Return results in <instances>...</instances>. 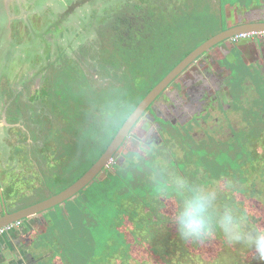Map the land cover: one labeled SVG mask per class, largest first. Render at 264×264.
Returning <instances> with one entry per match:
<instances>
[{
	"label": "trees",
	"instance_id": "trees-1",
	"mask_svg": "<svg viewBox=\"0 0 264 264\" xmlns=\"http://www.w3.org/2000/svg\"><path fill=\"white\" fill-rule=\"evenodd\" d=\"M105 7L106 5H103L100 11L92 8L88 16V18L90 17L89 20H94L93 25L97 26V31L99 30L94 40L100 41V50L95 53L94 48L86 47L84 48L87 50L86 53L84 55L81 53V57L85 56L86 64H90L91 67L99 63L102 73L101 82L94 78H87L83 69H79L76 65L74 68H60L59 71L67 73V75L59 79L54 78L53 80L57 84L56 88H59L58 98L65 100V106H68V110H66L67 116L60 118L65 121L61 123L60 119L57 120V115H54L53 118L47 115V112L43 114V111H39L36 125L32 122L29 123V119L27 121L31 127H36L41 137L39 143L34 145L36 141L33 140L30 130L29 132L27 131L28 135L22 132L25 138L30 140L29 143L22 142L18 144L23 153H26L27 156H32L37 161L36 165L39 171L37 173H40L45 178L48 176V180L50 176L55 186H61L57 192H52L51 194H56L71 185L72 182L81 177L83 171L72 177L67 175H49L48 172L50 170L47 166L41 165V156L39 154L51 151L62 153L64 146L69 145L71 149L75 148L73 157L78 160L81 149L79 147L81 145L79 141L74 140L91 134V130L97 131L102 127L101 124L103 122L106 123L104 119L110 115V109H115L116 112L122 109L119 113L122 120L118 124L110 125L113 133L110 134L107 141L103 144L106 148L121 126L122 121L125 120L127 115L131 113L132 109L146 96L152 87L160 81L145 85L147 80L152 78L151 73L160 63L155 62L157 60L154 61L152 54H145L142 46L135 49L127 47L129 42L123 35L125 18L119 17L114 22L113 17L116 15L112 13L115 11L110 10L109 5H107V9ZM91 34L93 35V32ZM87 37L89 40L92 39L89 35ZM89 55L95 62L88 63ZM97 58L99 59L97 60ZM43 81L47 89L48 85L46 86L45 80ZM29 82L31 88L35 87L32 84V80H29ZM14 87L10 85L9 92L0 93L1 102L10 104L12 108L22 103L29 105L32 92L27 95L22 92L23 100H20ZM34 99L38 100L37 102L42 101ZM97 111L100 112L99 116H97ZM59 112H62V106H60ZM59 112L57 113L61 116L62 114H59ZM115 116L117 120H120L116 113ZM79 119L90 121L92 125H86L85 133L70 134V139L66 141V138L61 136V132L63 135V132L67 133L69 129L71 131L79 129L80 126L77 123ZM96 123L98 125H95ZM50 126H52V129ZM94 127L96 128L94 129ZM263 131L264 123L260 120L256 126L247 128L244 139L249 141L247 142L249 146H254V144L260 142V134H263ZM49 133L52 134L51 139L55 142L48 140ZM55 133H58V136ZM181 139V158L173 153L169 156V159L161 156L157 158L156 155L147 152L143 153V155L141 153V156L138 153L136 155L133 152L129 153L131 155L128 154L124 160H121V164L115 166L113 173H108L105 178L91 184L92 186L96 184V187H93L90 192L100 191L98 202L89 204L76 198L72 201H66L68 203L65 202L64 206L60 208L63 210L66 209L67 205L70 206L71 211L67 209L66 211L72 212V215L69 214L73 219L71 227L63 230L57 229L56 216L48 213L50 226L48 228L49 231L45 235H48L53 242L55 253L53 259H56V264H264V260H260L252 249L245 246L243 247L247 250L248 260L243 262L242 257L227 245L224 233L219 230L215 234L218 235V241L222 242L223 247L217 254L206 261L198 263L196 257L202 256L199 251L200 242L189 243L180 239L174 223L177 211L183 206L184 197L191 195L188 189L202 187L216 191L214 210L217 216L223 212L225 207H229L235 212L236 209L239 210L236 212L237 215L246 217L250 223H254L257 213L253 211L259 212L261 208L263 211L264 206L255 205L249 212L246 209L242 210L237 207V196L239 193H243L245 189H248L249 185L245 184L243 188L239 189L232 187L233 190L222 189L224 187L221 185V181L231 176L236 178L235 181H237L233 185L245 183L248 180L251 186L257 187V183L253 179L255 177L254 170L247 174V171H244L243 174H237L236 176L230 175L228 171L242 169L244 164L250 162L249 155L258 157L262 153L257 150L252 152L243 147V152L240 151V153L213 151V154H211L209 150L212 149V143L201 146V144H194L188 136H182ZM231 142L235 143V140ZM231 142L229 141L228 143ZM236 144L238 148L242 147L240 143ZM241 144L244 145L246 142L241 140ZM171 145H174V143H171ZM165 146L163 145L162 148H165ZM16 149V146H13L12 151L16 153ZM245 155L246 157L242 159ZM27 156H25L24 162L29 163L30 160ZM11 160L14 165H8L7 169L10 173L7 170L6 181L16 180L18 177V175L14 174L16 169H18L15 166V159L12 157ZM202 162H207L210 165H204ZM230 162H232L233 167L230 166ZM190 163H192L193 167H191ZM146 165L147 169L153 168L157 171L155 172L156 175H154L153 189L143 188L144 184L148 186L152 181L151 174L144 173ZM131 167L136 168V173H133L132 177L138 178L142 176V171L143 177H145L135 187H133L134 179H129L127 174L125 178L124 174L120 173L129 171ZM179 168L182 170H179ZM119 170L120 172H118ZM21 176L31 178L29 172L27 176ZM157 176L161 180L164 179V186L171 182L175 187V193L180 194V196L175 194L171 196L173 198L171 200V198H166L165 193L167 192H156L154 189L157 185ZM241 178H243V181H239ZM55 179H58L57 182H55ZM177 181H183L185 188L178 191L179 184ZM217 181L219 182L218 185L216 184ZM15 184L16 189L7 190V194L14 193V190L16 192H24L23 194L33 192L31 188L22 191L23 188L20 184L18 182ZM11 185L13 186V183ZM87 188L89 189L90 186ZM239 190L242 191L240 192ZM252 193L255 194L256 190L253 189ZM84 203L90 205V211H84L82 207ZM100 204L103 205L100 208L97 207ZM24 207L18 206L13 208L12 211H17ZM161 208L165 211V218L159 213ZM95 209H97V214H95ZM169 212L173 214L170 216ZM247 212L251 215H248ZM226 255L227 257L225 258ZM229 256L231 258H228ZM39 264L54 263L49 259L48 261H41Z\"/></svg>",
	"mask_w": 264,
	"mask_h": 264
},
{
	"label": "flooded vegetation",
	"instance_id": "flooded-vegetation-1",
	"mask_svg": "<svg viewBox=\"0 0 264 264\" xmlns=\"http://www.w3.org/2000/svg\"><path fill=\"white\" fill-rule=\"evenodd\" d=\"M12 1L16 2L17 0ZM103 1L105 5H109L110 10L115 11L112 13L113 15H116L113 17L114 22H116L119 17L125 18V30H123V35L129 42L127 47L135 49L143 46V48L147 49L146 54H152L151 56L154 61L157 60L155 62L158 63H160L159 58L164 55L165 50L173 49V46L170 44V41H174L176 36V31L173 27L182 28L180 25V22L182 21H177L176 15L178 13L179 15H182L181 11H183L185 15H189L190 10L193 11V14H198L195 8L197 0ZM181 2L183 3L182 6ZM87 3L88 0H78L77 4H70L67 7L68 11L61 16V18L68 20L69 24L72 21H78V24L80 25L79 29L77 28L73 32L71 24L70 27L59 24L47 25V35L51 37V40L42 42L45 43L42 51L37 50V40L31 41V60H29L28 66H31L30 71H32L29 75L31 76V80L34 76L42 78V84L39 88H31L32 93L30 95V105H35L38 101L34 98L40 99L39 101L42 100L41 102H49L50 91H47L45 88L43 80H45L47 86L50 80L54 79L52 75H59V78L66 76L67 73L60 72V68H74L76 65L79 69H83L87 78H94L101 82L102 73L100 71L99 63L95 64L94 67H91L90 64H86L85 56L83 58L81 57V53L83 55L86 53L87 50L84 49L86 47L94 48L95 53L100 50V41L96 39L94 40V38H96V33L99 32V30L97 31V26L85 23L87 15L83 20H81V15L76 16L75 11L80 7L85 10L86 13L90 11V8L88 7L89 4L84 8ZM73 5L78 7L72 11ZM18 7L19 6L16 3L12 6L14 9L17 8L16 11L19 12ZM170 8L174 11L170 10ZM13 13L15 12H11L10 10L7 11V15ZM225 16L228 17V20L232 23L227 29L241 25L246 26V28H254V24H264V0H256V2L250 3L247 7L235 6L227 8ZM13 17H16L15 14ZM170 18L176 19L175 25H171L168 22ZM22 26L26 28L29 27L30 31H33L34 25L32 24L25 23ZM206 26L207 24L202 25L200 29ZM49 28L52 29L51 32H49ZM171 30H174V33L168 36V31ZM69 32L72 33L71 38L67 39L66 34ZM91 32H93V35ZM87 35L91 36L92 39L89 40ZM239 40L236 42H232L230 39L224 40L210 47L190 62L188 66L159 93L132 126L128 136L112 156V160L108 166L101 171H105V177L108 173H113L115 166L121 164V160H124L129 153L133 152L135 155L138 153L141 156V153L143 155V153L147 152L156 155L157 158L161 156L165 159H169V156L173 153L175 156L179 155V158H181L180 141L182 140V136H188L194 144H201V146L203 144L209 145L213 140H216L217 142H229L232 139L233 141L237 134L244 138L246 136L245 133L247 128L257 125V117L264 112V105L260 108H256L255 101L257 100L253 102H247V100H245L244 92L247 87L245 85L246 77L243 80L244 76L241 67H239V71L242 74H236L235 76L237 78V82L235 83L236 98L233 97L231 98V101L228 102V99L231 96L229 94V84L226 81L230 76V68L234 67V64L231 62L237 54L240 57V53L232 55L226 47H231L233 43H238ZM166 42H168L169 45L166 44ZM63 43H65V45H63ZM230 43L232 44L230 45ZM197 46L200 45H195L193 49ZM249 49H253V47H249ZM192 51L193 50L187 52L182 59L176 63V66ZM88 59V63L95 62L91 59L90 55ZM98 59L99 58H97V60ZM234 61L236 65L241 63L238 62L237 59ZM164 77H161L159 80H162ZM253 85L255 86L254 82ZM16 90L19 99L23 100L22 94L25 93V89L17 87ZM262 91V96L259 98V101L261 104H264V86H262ZM4 104L5 103L0 102V129L3 131H14L13 133L17 134L14 143L18 147V144L22 142L29 143L30 140L23 135V133H26L27 135L28 133L23 126L21 116L17 110V107L22 104L13 106L15 110L10 104ZM57 106L58 104H53L52 115H57L59 117L60 115L57 113L59 112V107ZM134 109L135 108H133L132 111ZM13 110L16 111L14 115L11 113ZM66 110H68V106H62V112H59V114L67 116ZM30 111H32L33 115L34 112L32 108ZM96 113L97 116L100 115V112L97 111ZM115 113V109H110V115H115ZM246 113H253L254 117L248 119ZM129 115H127V117ZM60 121L63 123L65 120L60 119ZM261 122L264 123V120H261ZM77 123L80 128L72 131L69 129L70 131L68 130V134L85 133L86 125H92L90 121L85 119L79 120ZM246 123L249 124L246 125ZM95 125L98 124L96 123ZM50 127L52 129V126ZM95 128L96 127H94V129ZM67 133L63 132V138ZM57 134L58 133H55L56 136H58ZM5 136L6 135L3 134V137ZM260 136L261 140L264 137V133L260 134ZM10 139L11 137H6V141H9ZM171 143H174V145H171ZM163 145H166L165 148H162ZM12 149L13 146L10 148L9 146L7 147L9 152L8 160L4 163H2V160L0 162L2 178L0 186L1 184L4 185V190L0 189V217L3 216L6 207H10L12 210L13 208L20 206L17 205L18 199L27 195L23 194L24 192H16L15 190L14 193L7 194V190L11 191L12 189H16L9 184H15L16 181L23 189L30 188L29 184L31 185L33 183H35V187H40L39 179L36 180L37 178L34 176L35 171L39 172L35 158L27 156L26 153L21 151V148L20 150L16 149V153H14ZM122 149H125V152L118 157V153ZM39 155L41 156V165L47 166L48 168L60 164L62 160L65 159V156L57 151L40 153ZM25 156L30 160L29 163L24 162ZM12 157L15 159L16 165L19 166L14 173L15 175H18V177L16 180L10 179L11 181H6L5 176L8 175L9 171L7 167L8 165L13 164V161L11 160ZM49 170L51 171L50 168ZM28 172L30 173L31 178L21 176H27ZM39 176H41L40 173ZM97 176L92 182L101 180H96ZM57 180L58 179H55V182H57ZM35 181H38V185ZM39 189L40 188H37V190ZM51 195L48 194L46 198ZM75 198L76 196H73L69 200L72 201ZM64 203L58 206L62 205L61 207H63ZM52 209L38 213L30 218L20 220L18 221L17 226L13 227L11 230L3 231L0 234V264H39L41 261H48L49 259L56 264V259H53L55 254L53 246H40V244H38L39 237H37L40 233L43 235L47 232L50 226L48 213ZM50 243H53L52 240Z\"/></svg>",
	"mask_w": 264,
	"mask_h": 264
},
{
	"label": "rangeland",
	"instance_id": "rangeland-1",
	"mask_svg": "<svg viewBox=\"0 0 264 264\" xmlns=\"http://www.w3.org/2000/svg\"><path fill=\"white\" fill-rule=\"evenodd\" d=\"M77 2H78V0H17L16 2H13L12 0H0V93L5 94V91L9 92L10 85H12L14 87V83H15L16 86L14 88H17V87L24 88L25 94L26 95L30 94L31 84H30L29 80H31V76L29 75V73L32 70L30 71L31 66L30 65L28 66V63H29V60H31V57H30L31 51H32L31 41L37 40V44H38L37 50L42 51L44 49V45H45V43H42V42H46L47 40H51V37L49 35H47V33H48L47 32L48 27H46L47 25L59 24V25H63V26L66 25V26L70 27V24H71L73 32L77 28L79 29L80 25L78 24V21H72L69 24L68 20L61 18V16H63L68 11L67 7L70 4H77ZM253 2H256V0H197V3L195 4V8H196L198 14H196V13L193 14V11H191V10L189 11V15L188 14L185 15L183 13V11H181L182 15H179V13H178L176 15L177 16L176 18H177V21H179V22L182 21V22H180V25L182 26V28H176L175 26L173 27V29L176 31V36H175L174 41H170V44L173 46V49L164 51V55L159 58V62H160L159 67H156L154 69V71L151 73L152 78L151 79L149 78L145 85L154 84L161 77H164L165 75L170 73V71L176 66V63H178L187 52H190L191 50L194 51L198 48V46H197L195 49H193L195 47V45L204 44L207 42V40H208L207 38L210 39V38L214 37L215 35L221 33L222 31L227 30V28L229 26H231V24H232L228 20V17L225 16L227 8L235 7V6L247 7L250 3H253ZM15 3L19 6L18 7L19 12L16 11L17 8L16 9L12 8V6H14ZM182 4L183 3L181 2V6H182ZM87 5L90 8V10H92V8H94V9H97L100 11L101 7L103 5H105V3L103 0H88V3L85 5L84 8H86ZM76 7H78V6L73 5L72 11ZM105 8L107 9V5ZM8 10H10L11 12H15V13L7 15ZM170 10L174 11L171 8H170ZM75 12H76V16H79V15L82 16L81 20H83L85 18V16L87 15L85 23L86 24L88 23V25H93L94 20H89L90 17L88 18V15H90V11L88 13H86V11L80 7ZM14 14L16 16L15 18L13 17ZM228 21H229V23H228ZM168 22L171 25H175L176 19L170 18L168 20ZM25 23L34 25L33 31H30L29 27H27V28L23 27L22 25ZM205 24H207V26L200 29L201 26L205 25ZM174 30L168 31V36L170 34H173ZM51 31H52V29L49 28V32H51ZM197 32H198V34H197ZM71 34L72 33H70V32L67 33L66 38L70 39ZM166 44H168V42H166ZM63 45H65V43H63ZM142 48H143V46H142ZM146 50H147L146 48H143V52L145 54H146ZM238 57H239V55L237 54L235 56L234 60L237 59V61L239 62L241 60L239 59L240 57L239 58ZM234 60L231 62L232 64L235 63ZM236 74H238V73L233 71L231 76L235 77ZM47 76H51V75H47ZM52 77H54L55 79H59V75H52ZM41 79L42 78H37L36 76H34V78L32 79V84L35 86V88L41 87V84H42ZM230 84L232 85L233 83L230 82ZM56 86H57V84L53 80H50V82L48 83L47 91H50V98L48 99L49 102H36L35 105H30V104L27 105L26 103H22V105L17 107V110L19 111L22 122L24 123L23 126L25 128L27 127L26 129L28 132L31 130L33 140L36 141V142H34V145L36 143H39L41 137L38 134L36 127H34V128L31 127L29 125V123L32 122V123H35V125H36V119L38 117L37 113L39 111H43V114H45L47 112V115L54 118V116L52 115L53 104H58L57 107H59V108H60V106L64 107L66 105L65 100L58 98L59 88H56ZM143 87H145V86L143 85ZM245 96H246L245 100H247V102H249L252 100V99H249V97H256L257 93L254 91L251 93L246 92ZM230 101H231V97L228 99V102H230ZM235 101H236V99H235ZM260 104H261L260 101L255 102L256 108L257 107L260 108ZM263 105L264 104H261V106H263ZM30 106H32V107H30ZM31 108L33 109V112H34L33 115H32V111H30ZM14 110L11 112L12 115H14L16 113V111H14ZM121 111H122V109H120L116 112V115L120 120H117L116 116L113 114L109 115L104 119V121L106 123L103 122V124H101L102 127H100L99 130H97V131L91 130V132H90L91 134H89L87 136L79 137V138L74 140V141H79L80 145H81V147H79L81 149H80V156H79L78 160H76L73 157V154L75 152V150H74L75 148L71 149L69 145L64 146V150L62 151L61 154H63L65 156V159L62 160V162L60 164L50 166L49 168L51 169V171L48 172L49 175H52V174L54 176L55 175L56 176L67 175V176L72 177L74 175H78L82 171H83L81 173L82 175L86 171H88L92 167V165L99 159V157L102 155V153L106 150L108 145L111 143L110 142L106 146V148L103 145L104 142H106L107 139L109 138L110 134L113 133L110 125L118 124V122H120L122 120L121 115L119 114ZM59 117L61 118L62 115ZM59 117L57 118V120L60 119ZM123 117H124V114H123ZM246 117L248 119L252 118V117H254V114L253 113H250V114L246 113ZM258 118L261 120H264V112L262 113V115L257 117V120H258ZM28 119H29V123H27ZM79 120H81V119H79ZM123 121H122V123H123ZM259 122H260V120H258V123ZM122 123H121V125H122ZM248 124L249 123H246V125H248ZM60 126H61V123H60ZM13 132L14 131H3L2 129H0V162L2 160V163H4L6 160H8V156H9V152L7 150L8 146H9V148L12 146H16L17 150H20V148L17 145H15V143H14L15 138L17 137V134H15ZM3 134H5L6 136L3 137ZM65 135H66L65 136L66 141H68V139H70V134L67 133ZM7 136L9 138L11 137V139L9 141H6ZM51 136H52V134L49 133L48 140H52ZM61 136H62V132H61ZM241 138L242 137L237 134V136L234 137L235 143L231 142L232 139L230 141L231 143L217 142L216 140H213L212 149H210L209 151L211 152V154H213V151L214 152L226 151V152H231V153H240V151L243 152V147H245L252 152L257 150L259 153H262L258 157L249 155L250 162H248L247 164H244L243 168L242 169L240 168L241 171L238 169L228 171V173L230 175L236 176L237 174H239V175L241 173L243 174L244 171H247L246 172V174H247L251 170H254V172H255L254 176L255 177L253 179L256 181L255 183H257V187L251 186V183H248V180L245 183H239L237 185H233L237 181H235L236 178H232L231 176H228V178H224L221 181V185H223V187H224L222 189L228 188V189L233 190L232 187L239 189L241 187L243 188V186L245 184L249 185L248 189H245V191L243 193H239V195L237 196V201H238L237 207L241 208L242 210L246 209L249 212L251 210V208H253V206H255V205L264 206V137L260 140L259 143L254 144V146L253 145L249 146V144H247V142H249V141H247L244 138H242V139ZM241 140H243V142H246V144L242 145ZM52 141L55 142L54 140H52ZM250 142H252V140H250ZM236 143H240V145L242 147L238 148ZM53 144H55V143H53ZM227 145H231V146H227ZM261 147L263 150L261 149ZM206 149H208V148H206ZM124 152H125V149H122L121 151H119L118 157L120 155L124 154ZM129 155H131V154H129ZM245 157H246V155L243 156L242 159H244ZM202 163L204 165H207V166L210 165L207 162H202ZM191 164L192 163H190V165ZM15 166L19 167L18 165H15ZM230 166L233 167L232 162H230ZM191 167H193V166L191 165ZM145 168L146 169L144 170V173L147 172V173L151 174L152 181L149 183L148 186L146 184H144L143 188L144 189H153L154 187H152V186L154 185V177H155L154 175H156L155 172H157V171L153 168L147 169V165L145 166ZM180 169L181 168H179V170ZM118 172H120V170ZM34 173H35L34 176L37 178L36 180L39 179V181H40V187H35V185H32V184H31L32 185L31 186L29 184V187L31 189H33L32 190L33 192H31L29 194L25 193L28 195H24V196L20 197V199H18V201H17L18 202L17 205H20L22 207L33 205V204L37 203L40 199L46 198V196L48 194L51 195L52 192H57L61 188V186H54L50 176H49V180H48V176H46V178H45L44 176H39V173H37L36 171ZM120 173L124 174L125 178H126V174H127V177L129 179L135 180V181L133 180L134 181L133 187H135V185H139V181H141L145 178V177H143V171H142V176H140L138 178L132 177V174L136 173L135 167H131V169L129 171H125V172L122 171ZM167 174H169V173H167ZM103 178H105V171L101 172L97 176L96 180L103 179ZM0 181H2L1 170H0ZM239 181H243V178H241ZM35 182L38 185V183H37L38 181H35ZM94 182L96 183V181H94ZM15 183H17V182L15 181ZM92 183L93 182H91L88 185V186H90L89 189L85 188V190H82L79 193H77V195H75L76 199H78L79 201L87 202L89 204L94 203V202L95 203L98 202L99 197H100L99 196L100 191L90 192V190L93 187H96V184H94L92 186L91 185ZM156 183H157V185H156L154 190H156V192L157 191L167 192V193H165L166 198L170 199L171 196H174L175 194H177V196H180V194L175 193V187L172 185L171 182L168 183L166 186H164L163 185L164 179L161 180V178L159 179L157 176L156 177ZM8 184H9V182H8ZM33 184H35V183H33ZM216 184L218 185L219 182L217 181ZM9 185H11V184H9ZM15 185H17V184H15ZM15 185L13 184V188H15ZM3 186L4 185L1 184V186H0L1 190H4ZM37 188H40V189L37 190ZM45 189H47V190H45ZM253 189L256 190L255 194L252 193ZM44 190H45V192H43ZM22 191H26V189H22ZM239 191L241 192L242 190H239ZM172 199L173 198H171V200ZM66 203H68V202H66ZM164 203H168V202H164ZM69 204H71V203H69ZM78 205L80 206V204H78ZM82 205H83L82 207L84 208L85 212L90 211L89 210L90 205H88L86 203H84ZM102 205L103 204H100L97 207L100 208ZM61 206H58L57 208L52 209L49 212V214L56 216V218H57L56 219L57 220V227L56 228L63 230V229H66L68 227H71V222L73 221V219L70 216V215H72V212L69 213L66 211V209L68 211H71L70 206L67 205L66 209H63V210H61V208H60ZM0 210H1V206H0ZM169 210H171V209H169ZM6 211L12 212L10 207H6ZM237 211H239V210L236 209V212ZM253 212H255L257 214H256V218H254V223H251V224L259 226V227H264V210L262 211V208H261V211H259V212L253 211ZM159 213H160V215L163 216V218H165V216H164L165 211L163 208H161V210L159 209ZM169 213H170V216L173 214L171 212H169ZM44 214H47V213H44ZM95 214H97V209H95ZM248 215H251V214L248 213ZM249 217H251V216H249ZM47 231H49V230H47ZM37 237H39L38 244H40V246H42V247H52L53 246V243L52 244L50 243L51 240H50V237L48 235H45V234L42 235V233H40L39 235H37ZM226 241H227V238H226ZM227 245H229L230 248H233L234 252L236 251L238 253V255L242 257L241 259L243 262H246L248 260L247 250L243 247V245H241V244H230V243H228V241H227ZM222 247H223L222 242L218 241V235L214 234L212 238L206 240L203 243H200L199 251L201 252L202 256L200 255V256L196 257L197 262L200 263L201 261H206L207 259H209L213 255L217 254V252ZM196 253H198V252H196ZM226 257H227V255L225 256V258ZM228 258H231V256H229ZM114 263H116V261H114ZM263 263H264V261H263Z\"/></svg>",
	"mask_w": 264,
	"mask_h": 264
},
{
	"label": "clouds",
	"instance_id": "clouds-1",
	"mask_svg": "<svg viewBox=\"0 0 264 264\" xmlns=\"http://www.w3.org/2000/svg\"><path fill=\"white\" fill-rule=\"evenodd\" d=\"M184 189L183 181H177ZM190 196L184 197L183 206L175 216V227L185 242L203 243L222 231L230 244H241L252 249L260 260H264V227L251 224L229 208L217 216L214 210L216 191L210 188H190Z\"/></svg>",
	"mask_w": 264,
	"mask_h": 264
},
{
	"label": "water",
	"instance_id": "water-1",
	"mask_svg": "<svg viewBox=\"0 0 264 264\" xmlns=\"http://www.w3.org/2000/svg\"><path fill=\"white\" fill-rule=\"evenodd\" d=\"M249 32H264V24H254V28H246V26L241 25L229 29L220 33L219 35L211 38L206 43L198 47L196 50L191 52L187 58L181 61L163 80H161L147 95L146 97L137 105L133 112L127 117L122 126L119 128L117 134L104 151V153L99 157V159L92 165V167L86 171L79 179H77L70 186L62 190L56 195H52L49 198L40 201L34 205L23 208L14 213H7L4 211L3 216L0 217V228L16 222L22 219L30 218L37 213L45 212L49 209L54 208L57 205L64 203L66 200L71 199L79 191L83 190L97 175L100 171L107 167V165L112 160V156L118 150V148L123 143L124 139L128 136L130 129L135 124V122L141 117L143 112L148 108V106L154 101V99L159 95V93L180 74L184 68L188 66L197 56H199L204 51L208 50L210 47L227 40L233 36L249 33ZM264 40L257 38L253 44H248V46L258 45L259 42ZM261 45H264L261 44ZM260 45V46H261ZM236 50L243 56H246L247 44H240L234 46ZM233 47V48H234ZM257 53H260V49H257ZM261 56V55H260ZM259 56V57H260Z\"/></svg>",
	"mask_w": 264,
	"mask_h": 264
},
{
	"label": "bare ground",
	"instance_id": "bare-ground-1",
	"mask_svg": "<svg viewBox=\"0 0 264 264\" xmlns=\"http://www.w3.org/2000/svg\"><path fill=\"white\" fill-rule=\"evenodd\" d=\"M233 28H234V27H233ZM231 29H232V28H231ZM227 30H229V29H227ZM227 30H225V31H227ZM223 32H224V31H223ZM221 33H222V32H221ZM260 33H262V32H249V33H244V34H239V35L233 36V37L229 38L232 42H236V41L239 40V39H242V40H239L238 43H233V44L230 43V45L232 44L233 46L231 45V47H226V48H227V50L230 52V54H232V55L237 54V53H239V52L236 50V48H235L234 46H236V45H240V44H246V42H249V43H247V45L250 44V43L253 44V39H254V38H260V37L258 36V34H260ZM219 34H220V33H219ZM219 34H217V35H219ZM217 35H215V36H217ZM215 36H214V37H215ZM212 38H213V37H212ZM210 39H211V38H210ZM210 39H208V40H210ZM229 39H227V40H229ZM260 39H263V40H264V38H260ZM208 40H207V41H208ZM205 42H206V41H205ZM201 45H203V44H201ZM201 45H200V46H201ZM200 46H198V47H200ZM233 47H234V48H233ZM249 47L251 48V47H253V46H248V47H247V50H248V51H251V49H249ZM247 50H246V54H247ZM192 52H193V51H192ZM189 54H190V53H189ZM247 55H248V54H247ZM253 55H254V54L250 52V54L248 55V57H252ZM188 56H189V55H187V57H188ZM187 57H185V58H187ZM185 58H184V59H185ZM242 58H243V56L240 54V60H241V61H239V62H241V63H240L239 65H236V63H234V65H233L234 67H233V68H230V76L227 78V81H226V82H228V84H229V85H228V86H229V89H230L229 94H230L231 98H233V97L236 98V95H235V87H236V86H235V83L237 82V78H236V77H232L231 74H232L233 71H235V72L238 73V74H241V72L239 71V67H241L242 65H243V66L246 65V64H244V61H243ZM184 59H183V60H184ZM257 59H258V58H257ZM257 59L254 58V60H255L256 62H257ZM183 60H182V61H183ZM249 67H250V68L252 67L251 70H252L254 73L256 72L257 67H254L253 65H252V66H249ZM173 69H174V68H173ZM173 69H172V70H173ZM172 70H171V71H172ZM171 71H170V72H171ZM168 74H169V73H168ZM168 74H167V75H168ZM167 75H166V76H167ZM166 76H165V77H166ZM165 77H164V78H165ZM250 77H251V76H250ZM164 78H163V79H164ZM256 78L258 79V81H260V84H259L260 86H258L259 91L256 90V92H257L258 94H260V93L262 94V90H261V88H262V86H264V71H263L260 75H257ZM163 79H162V80H163ZM160 81H161V80H160ZM230 82L233 83V84L231 85ZM158 83H159V82H158ZM158 83H157V84H158ZM157 84H156V85H157ZM254 84H255V81H254ZM156 85H155V86H156ZM155 86H154V87H155ZM154 87H153V88H154ZM153 88H152V89H153ZM152 89H151V90H152ZM151 90H150V91H151ZM150 91H149V92H150ZM149 92H148V93H149ZM148 93H147V94H148ZM147 94H146V95H147ZM145 97H146V96H145ZM145 97H144V98H145ZM144 98H143V99H144ZM143 99H142V100H143ZM142 100H141V101H142ZM141 101H140V102H141ZM257 101H259V98L257 99ZM140 102H139V103H140ZM139 103H138V104H139ZM138 104H137V105H138ZM136 107H137V106H136ZM136 107H135V108H136ZM132 112H133V111H132ZM132 112H131V113H132ZM116 134H117V133H116ZM112 140H113V139H112ZM108 146H109V145H108ZM106 149H107V148H106ZM103 153H104V152H103ZM103 153H102V154H103ZM107 166H108V165H107ZM100 172H101V171H100ZM100 172H99V173H100ZM99 173H98V174H99ZM79 178H80V177H79ZM79 178H78V179H79ZM75 181H76V180H75ZM75 181H74V182H75ZM92 181H93V180H92ZM92 181H91V182H92ZM74 182H73V183H74ZM91 182H90V183H91ZM90 183H89V184H90ZM89 184H88V185H89ZM88 185H87L86 187H88ZM69 186H70V185H69ZM86 187H85V188H86ZM66 188H67V187H66ZM85 188H84V189H85ZM84 189H83V190H84ZM63 190H64V189H63ZM81 191H82V190H81ZM60 192H61V191H60ZM79 192H80V191H79ZM79 192H78V193H79ZM58 193H59V192H58ZM58 193H57V194H58ZM54 195H56V194H54ZM51 196H52V195H51ZM74 196H75V195H74ZM48 198H49V197H48ZM46 199H47V198H46ZM44 200H45V199H44ZM42 201H43V200H42ZM37 203H38V202H37ZM35 204H36V203H35ZM33 205H34V204H33ZM30 206H31V205H30ZM57 206H58V205H57ZM27 207H28V206H27ZM55 207H56V206H55ZM24 208H26V207H24ZM22 209H23V208H22ZM19 210H21V209H19ZM19 210H17V211H19ZM49 210H50V209H49ZM4 211H5V209H4ZM17 211H13L12 213L17 212ZM7 213H8V212H7ZM40 213H41V212H40ZM37 214H38V213H37ZM35 215H36V214H35ZM26 219H27V218H26ZM22 220H23V219H22ZM17 225H18V221L13 222V223H10V224H8V225H6V226L0 228V231L2 230V232H3V231L11 230L13 227H15V226H17ZM7 228H8V229H7Z\"/></svg>",
	"mask_w": 264,
	"mask_h": 264
},
{
	"label": "crops",
	"instance_id": "crops-1",
	"mask_svg": "<svg viewBox=\"0 0 264 264\" xmlns=\"http://www.w3.org/2000/svg\"><path fill=\"white\" fill-rule=\"evenodd\" d=\"M257 38H254L253 39V42L256 41ZM263 40V39H262ZM249 43V42H246V44ZM264 41L262 42H259L258 45H253V49H251V51H248L247 49V54L249 55L250 52L253 53L254 55L252 57H248V55L246 54L245 57H243V61H244V64H246L245 66H241V69H242V72H243V80L245 78V85L247 86L246 87V90L244 92V96L246 95V92H256V90L259 91V88L258 86H260V81H258V79L256 78L257 75H260L263 71H264V45H261L263 44ZM261 45V46H260ZM248 47V45H247ZM257 49H260V53H257L258 51L256 50ZM261 55V56H260ZM260 56V57H259ZM254 58H258L257 59V62L254 60ZM254 66V67H257L256 69V72L254 73L251 68L249 66ZM251 76V77H250ZM255 81V86L253 85V82ZM262 90V88H261ZM263 92V91H262ZM257 93V92H256ZM262 96V94H258L257 93V96L256 97H249V99H252L251 102L257 100L258 98H260ZM246 98V96H245ZM257 102V101H255ZM260 107H261V104H260ZM253 118V117H252ZM258 120H261L258 118Z\"/></svg>",
	"mask_w": 264,
	"mask_h": 264
},
{
	"label": "built area",
	"instance_id": "built-area-1",
	"mask_svg": "<svg viewBox=\"0 0 264 264\" xmlns=\"http://www.w3.org/2000/svg\"><path fill=\"white\" fill-rule=\"evenodd\" d=\"M258 36H259L260 38H264V32L258 34ZM7 229H8V228H7ZM1 233H2V230L0 231V234H1Z\"/></svg>",
	"mask_w": 264,
	"mask_h": 264
}]
</instances>
